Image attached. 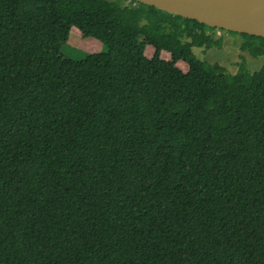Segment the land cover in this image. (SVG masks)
Returning <instances> with one entry per match:
<instances>
[{
    "label": "trees",
    "instance_id": "16d2710c",
    "mask_svg": "<svg viewBox=\"0 0 264 264\" xmlns=\"http://www.w3.org/2000/svg\"><path fill=\"white\" fill-rule=\"evenodd\" d=\"M72 28L101 50L66 57ZM209 30L135 0H0V264H264V59H199Z\"/></svg>",
    "mask_w": 264,
    "mask_h": 264
},
{
    "label": "water",
    "instance_id": "95a60500",
    "mask_svg": "<svg viewBox=\"0 0 264 264\" xmlns=\"http://www.w3.org/2000/svg\"><path fill=\"white\" fill-rule=\"evenodd\" d=\"M211 28L264 38V0H135Z\"/></svg>",
    "mask_w": 264,
    "mask_h": 264
},
{
    "label": "rangeland",
    "instance_id": "374dc122",
    "mask_svg": "<svg viewBox=\"0 0 264 264\" xmlns=\"http://www.w3.org/2000/svg\"><path fill=\"white\" fill-rule=\"evenodd\" d=\"M115 3H122L126 0H107ZM214 40H220V44L211 46L210 48L200 47L194 48V54L201 60L209 63H217L234 74L238 71L240 64H245L249 73L258 71L263 63V57L254 59L247 51L240 48L243 39L239 35H232L221 30H209ZM101 43L93 38H83L78 29L72 28L69 33L67 42L62 47V53L73 60H81L87 53H97L101 50ZM154 50L147 46L144 54L138 63L140 71H147L150 66V61ZM176 66L181 71H186L187 66L183 62H177Z\"/></svg>",
    "mask_w": 264,
    "mask_h": 264
}]
</instances>
